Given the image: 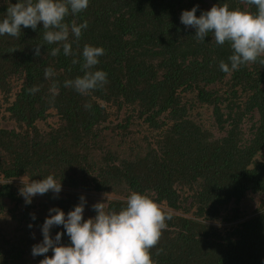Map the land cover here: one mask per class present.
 Wrapping results in <instances>:
<instances>
[{
    "label": "trees",
    "instance_id": "trees-1",
    "mask_svg": "<svg viewBox=\"0 0 264 264\" xmlns=\"http://www.w3.org/2000/svg\"><path fill=\"white\" fill-rule=\"evenodd\" d=\"M16 2L0 0V17ZM221 4L254 11L246 0H89L65 18L87 24L78 40L69 33L67 57L62 49L50 54L58 45L43 41L39 22L0 36V264L51 257V249L31 255L49 208L67 213L83 195L88 219L93 204L119 211L132 191L170 217L149 250L153 264H261L264 64L221 72L228 44L216 45L211 34L197 41L179 20L182 10L197 6L199 16ZM85 44L103 47L95 67L107 82L81 96L63 82L83 74ZM45 68L54 76L45 79ZM53 81L58 91L49 102ZM47 175L61 181L60 193L25 204L22 183ZM254 198L250 213L244 204ZM57 231L68 244L62 226L50 235Z\"/></svg>",
    "mask_w": 264,
    "mask_h": 264
},
{
    "label": "clouds",
    "instance_id": "clouds-1",
    "mask_svg": "<svg viewBox=\"0 0 264 264\" xmlns=\"http://www.w3.org/2000/svg\"><path fill=\"white\" fill-rule=\"evenodd\" d=\"M246 3L254 11L230 9L227 4H221L213 5L197 16V6H193L190 10H182L179 17L185 28L195 30L197 41H204L211 34V40L216 45L228 44L231 54L227 62L221 60L218 65L219 70L226 74L258 60L264 64V59H260L264 57V0H246ZM88 4L89 0H17L14 4L9 3L0 17V36L16 37L22 26L36 30L39 22L44 29L43 41L58 45L51 49L52 56L61 49L64 56L73 55L69 33L78 40L87 24H68L65 18L82 12ZM41 45L44 44H35L34 56L41 55ZM103 55V47L85 44L80 51L83 74L65 80L63 86L71 87L81 96L102 87L107 82V73L95 66ZM72 63H77V60L73 59ZM52 76L53 70L45 68V79ZM28 91L35 93L38 89L33 87ZM57 91L53 81L49 88V102L54 100ZM84 107L87 109L91 105L85 104ZM22 184L18 191L25 204H30L35 195L49 191L57 195L62 189L61 181L53 175ZM85 203V197L81 195L79 203L67 213L58 207L48 209L49 214L40 225L42 240L32 245L31 255H44L50 249L52 255H44L39 264H153L149 250L157 244L165 220L170 218L163 214L157 203L144 194L132 191L119 211L105 212L101 203H95L92 208L96 215L83 219ZM31 219H36L34 214ZM56 226H62L68 244H61L60 231L50 235V230ZM28 227L31 228L32 224L29 223ZM261 264H264V259Z\"/></svg>",
    "mask_w": 264,
    "mask_h": 264
},
{
    "label": "rangeland",
    "instance_id": "rangeland-1",
    "mask_svg": "<svg viewBox=\"0 0 264 264\" xmlns=\"http://www.w3.org/2000/svg\"><path fill=\"white\" fill-rule=\"evenodd\" d=\"M247 205H250V206L248 207L247 211H250V213L253 212V211L256 209V206H257V204H256V199L254 198L253 200H249V201H247V202L244 204V206H247Z\"/></svg>",
    "mask_w": 264,
    "mask_h": 264
}]
</instances>
